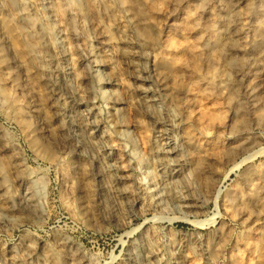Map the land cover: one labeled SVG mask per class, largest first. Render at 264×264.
I'll use <instances>...</instances> for the list:
<instances>
[{"label": "rangeland", "instance_id": "rangeland-1", "mask_svg": "<svg viewBox=\"0 0 264 264\" xmlns=\"http://www.w3.org/2000/svg\"><path fill=\"white\" fill-rule=\"evenodd\" d=\"M83 1L0 0V264H264V0Z\"/></svg>", "mask_w": 264, "mask_h": 264}, {"label": "bare ground", "instance_id": "bare-ground-1", "mask_svg": "<svg viewBox=\"0 0 264 264\" xmlns=\"http://www.w3.org/2000/svg\"><path fill=\"white\" fill-rule=\"evenodd\" d=\"M69 2H71L72 5L74 4V5H76L79 8H81L82 7V3H84V1L82 2V0H69ZM133 2L135 3L134 0H127L126 8H129V10L131 12H135L137 14V13H139V11L136 8V6H134V3ZM100 4H101V6L103 8V11L106 14V16H108V17H110L111 15L112 16H115L113 13H111L112 11H111V6H110V1L109 0H100ZM82 10H84V9H82ZM109 21L111 22V20H109ZM108 39H109V42L108 43L112 45L113 44V40H114L112 38V35H109ZM173 43H174L173 41L172 42H169V44H168L169 50H174L176 52H181V51H184V50L186 51L189 48V47L183 46V45L182 46H175V44H173ZM181 62H182V59L177 60L174 57L172 58L170 56L169 57H164V58H162L159 61V67L161 66L162 68L167 69V68L172 67L174 64H180ZM144 79H145V81L148 80L147 77H145ZM149 101L151 102L152 100L150 99ZM199 115H200V117H203L204 116V112L201 111ZM143 140H144V143H146V138H143ZM110 160L111 159H109V162H110ZM109 162L107 160V163H108L107 165H108V170L109 171L117 169V167L113 163H109ZM196 170L198 171V169H196ZM200 172H202V171H198V173H197L198 174V177L201 174ZM164 180H166V179H163L162 181H164Z\"/></svg>", "mask_w": 264, "mask_h": 264}]
</instances>
